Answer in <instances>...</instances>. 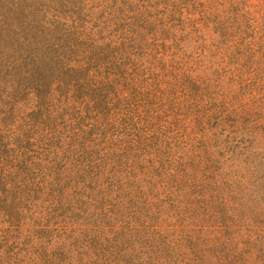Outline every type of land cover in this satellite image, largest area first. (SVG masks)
Here are the masks:
<instances>
[{
    "label": "rangeland",
    "instance_id": "rangeland-1",
    "mask_svg": "<svg viewBox=\"0 0 264 264\" xmlns=\"http://www.w3.org/2000/svg\"><path fill=\"white\" fill-rule=\"evenodd\" d=\"M0 264H264V0H0Z\"/></svg>",
    "mask_w": 264,
    "mask_h": 264
}]
</instances>
